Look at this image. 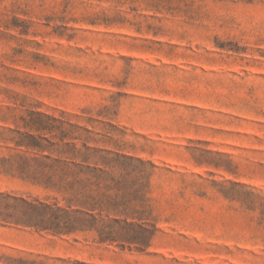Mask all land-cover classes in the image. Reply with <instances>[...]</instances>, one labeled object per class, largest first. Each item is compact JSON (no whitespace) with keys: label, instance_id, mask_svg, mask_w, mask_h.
<instances>
[{"label":"rangeland","instance_id":"obj_1","mask_svg":"<svg viewBox=\"0 0 264 264\" xmlns=\"http://www.w3.org/2000/svg\"><path fill=\"white\" fill-rule=\"evenodd\" d=\"M85 148L149 162L150 246L0 220V264H264V0H0V157Z\"/></svg>","mask_w":264,"mask_h":264},{"label":"trees","instance_id":"obj_2","mask_svg":"<svg viewBox=\"0 0 264 264\" xmlns=\"http://www.w3.org/2000/svg\"><path fill=\"white\" fill-rule=\"evenodd\" d=\"M32 149L44 152L46 148ZM70 155L69 159L51 157L50 153L0 157V174L53 194L28 200L23 195L0 191V220L55 235L93 233L98 242L144 251L157 231L150 213H145L148 198L140 190H121V185L131 180L126 171L131 166L139 169L138 179L143 183L147 178L144 166L149 162L91 148ZM77 157L80 161L75 162ZM115 170L126 172L116 176ZM75 264L90 263L76 260Z\"/></svg>","mask_w":264,"mask_h":264}]
</instances>
